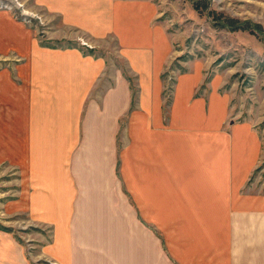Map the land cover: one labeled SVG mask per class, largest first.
<instances>
[{
	"label": "crops",
	"instance_id": "obj_1",
	"mask_svg": "<svg viewBox=\"0 0 264 264\" xmlns=\"http://www.w3.org/2000/svg\"><path fill=\"white\" fill-rule=\"evenodd\" d=\"M42 3L61 16L58 36L76 28L91 36L94 47L103 49L95 54L75 45L47 47L33 38L21 50L26 55L22 94L5 111L21 119L24 146L21 150L13 145L15 153H24L20 163L29 166L34 183L29 188L31 212L52 231L51 240L43 244L44 253L61 264H264V191L240 187L254 159L243 171L230 159L231 144H224L222 151L217 143L219 148L205 145L200 130L205 128L206 107L203 97L193 100L196 79L179 77L173 123H163L166 62L158 47L151 3ZM105 51L115 53L124 65L110 60ZM127 113L130 119L122 130L152 132L151 172H171L173 144L180 142L176 148L187 159L186 179L198 185L199 196L216 197L215 202L219 197L221 202L198 205L200 212L211 213L208 220L218 231L202 239L198 252L185 247L189 237L184 235L182 241L171 237L164 252L151 220H124L114 209L119 205L109 199L116 192L111 188L110 146L112 133L119 131ZM10 136L17 138L14 132ZM0 264L29 263L23 248L6 239L0 240Z\"/></svg>",
	"mask_w": 264,
	"mask_h": 264
},
{
	"label": "rangeland",
	"instance_id": "obj_2",
	"mask_svg": "<svg viewBox=\"0 0 264 264\" xmlns=\"http://www.w3.org/2000/svg\"><path fill=\"white\" fill-rule=\"evenodd\" d=\"M42 1L0 0V240L21 246L29 264H61L43 251L52 231L31 212L29 188L34 183L29 179V166L24 168L26 165L20 163L24 153H15L13 145L21 150L24 146L21 119L5 110L15 106L14 100L22 94L26 55L21 50L33 38L47 47L75 45L95 54L103 49L94 47L91 36L76 28L58 36L63 28L61 16L54 15ZM147 1L155 14L158 47L166 62L162 71L163 123L172 122L179 77L196 79L199 85L193 100L203 97L206 107L205 128L200 130L205 145L214 143L222 151L224 144H231L230 159L243 171L254 159L240 187L264 191V0ZM26 9L30 14L24 13ZM104 54L124 65L115 53ZM129 119L127 113L119 131L112 133L111 188L116 192L109 199L119 205L114 209L124 220H151L164 252L171 237L182 241V235L189 237L185 247L198 252L204 237L218 233L208 220L211 213L200 212L198 205L221 202L219 197L215 202L216 197L199 196L198 185L186 179L187 159L176 148L180 142L173 144L171 172H151L152 132L122 130ZM13 132L16 140L10 136ZM194 134L197 137L198 133ZM151 188L155 195H150Z\"/></svg>",
	"mask_w": 264,
	"mask_h": 264
},
{
	"label": "bare ground",
	"instance_id": "obj_3",
	"mask_svg": "<svg viewBox=\"0 0 264 264\" xmlns=\"http://www.w3.org/2000/svg\"><path fill=\"white\" fill-rule=\"evenodd\" d=\"M18 5H22V3H20V4H18ZM24 13H26V14H30V12L27 11V9L24 11Z\"/></svg>",
	"mask_w": 264,
	"mask_h": 264
},
{
	"label": "built area",
	"instance_id": "obj_4",
	"mask_svg": "<svg viewBox=\"0 0 264 264\" xmlns=\"http://www.w3.org/2000/svg\"><path fill=\"white\" fill-rule=\"evenodd\" d=\"M52 264H56L55 262H52Z\"/></svg>",
	"mask_w": 264,
	"mask_h": 264
}]
</instances>
